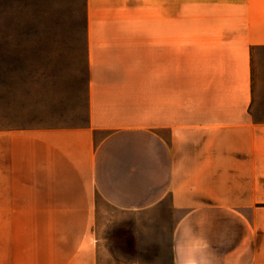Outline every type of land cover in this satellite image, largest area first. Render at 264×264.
Returning <instances> with one entry per match:
<instances>
[{
	"label": "crops",
	"instance_id": "0c3cea01",
	"mask_svg": "<svg viewBox=\"0 0 264 264\" xmlns=\"http://www.w3.org/2000/svg\"><path fill=\"white\" fill-rule=\"evenodd\" d=\"M205 1L213 15L233 18L227 31L242 46L264 49V0ZM132 2L88 7L93 17L126 16ZM98 32L115 38L91 42L101 56L91 60L85 124L0 128V264H104L117 256L95 231L104 205L124 212L167 205L171 264H264V108L212 105L198 117L195 107L149 106L130 84L132 57L103 56L130 49L119 39L124 28ZM155 256L162 264L163 253Z\"/></svg>",
	"mask_w": 264,
	"mask_h": 264
},
{
	"label": "rangeland",
	"instance_id": "374dc122",
	"mask_svg": "<svg viewBox=\"0 0 264 264\" xmlns=\"http://www.w3.org/2000/svg\"><path fill=\"white\" fill-rule=\"evenodd\" d=\"M212 7L205 0H133L123 6L126 16L93 17L88 0H0V128L85 124L91 60L101 56L91 42L115 38L98 32L112 24L124 28L119 39L130 49H105L103 56L132 57L130 84L149 106L195 107L198 117L212 105L264 108V49L242 46L239 34L227 31L233 18L213 15ZM172 229L167 205L144 212L104 205L95 231L105 252L117 255L103 257L104 264H155L156 252L171 264Z\"/></svg>",
	"mask_w": 264,
	"mask_h": 264
},
{
	"label": "clouds",
	"instance_id": "9594fccd",
	"mask_svg": "<svg viewBox=\"0 0 264 264\" xmlns=\"http://www.w3.org/2000/svg\"><path fill=\"white\" fill-rule=\"evenodd\" d=\"M190 264H200V261L192 260V261H190ZM204 264H208V261L205 260V261H204Z\"/></svg>",
	"mask_w": 264,
	"mask_h": 264
}]
</instances>
